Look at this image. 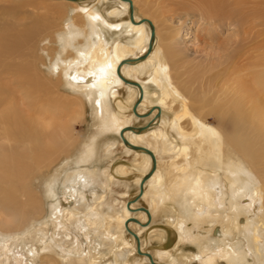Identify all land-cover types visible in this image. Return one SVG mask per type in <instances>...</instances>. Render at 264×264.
Returning a JSON list of instances; mask_svg holds the SVG:
<instances>
[{"label":"bare ground","instance_id":"1","mask_svg":"<svg viewBox=\"0 0 264 264\" xmlns=\"http://www.w3.org/2000/svg\"><path fill=\"white\" fill-rule=\"evenodd\" d=\"M61 1L73 12L55 6L56 17L35 15L41 23L34 21L24 30L0 32V141L7 142L0 144L7 146L0 151V212L8 214L7 221L15 223L12 228L19 230L13 232L16 235L23 232L24 224L28 228L21 237L0 241L1 250L7 249L0 253V259L10 261L9 252L19 250L25 237L41 242L33 236L41 221L38 212L42 205L32 184L33 178L47 173L51 222L60 230L42 241L58 245L72 241L74 236L68 231L71 226L82 242L76 237L73 245L62 248L65 251L60 259L50 258L45 264H102L103 260V264H152L138 254L137 242L128 229L139 237L141 251L151 254L156 264H264V145H255L262 136L259 134L264 133V58L249 70L237 71L229 79L226 91L209 102L208 114L221 119L219 125H212L200 114L208 103L195 102L197 113L175 82L173 67L181 62L180 21L169 24V41L163 47L157 18H150L147 13L141 18L136 0H130L134 22L130 3L125 0ZM183 1L184 5L175 4L178 11H202L208 20L230 24L237 21L241 27L250 22L264 25V0ZM47 2L29 0L16 5L37 9L41 6L49 11ZM253 4L259 16L251 11ZM143 20L152 22L155 41L147 58L138 61L148 53L151 39L150 26ZM39 43L49 60L47 75L40 67L47 65L45 57L36 55ZM128 60L132 62L122 65ZM120 67L123 77L142 88L143 99L137 106L140 117L134 107L141 91L121 79ZM61 89L76 94L77 104L69 103L73 96L65 93L64 100L57 97ZM18 94L30 102L27 112L19 109L21 102L14 104ZM84 101L92 106L98 135L84 141L72 159L66 141L69 128L63 119L69 108H79L81 112ZM57 112L61 113L55 117ZM13 119H21L22 124H14ZM226 119H230L228 126ZM138 120L148 121L145 125L151 126L140 133L127 131L124 137L131 145L150 150L157 166L144 183L142 197L135 202L153 165L150 155L126 146L121 137L125 129L138 128L133 125ZM52 128L59 131L53 134ZM252 134L258 135L252 138ZM98 138H104L101 152L97 149ZM14 143L21 150H14ZM118 151L130 163L124 158L115 160ZM102 156L109 159L108 165L88 168ZM164 162L168 163L166 170L162 167ZM108 191L109 208L105 211ZM141 201L149 215L139 210ZM159 215L166 219V224L160 225L176 236L178 244L193 245L192 252L176 257L172 254L175 247L152 245L166 235L164 229L153 228ZM6 227L0 223L1 232ZM90 231L96 234V246L86 248ZM24 245L22 250L28 251L33 261L39 248L35 244ZM103 246L108 250L103 252Z\"/></svg>","mask_w":264,"mask_h":264},{"label":"rangeland","instance_id":"2","mask_svg":"<svg viewBox=\"0 0 264 264\" xmlns=\"http://www.w3.org/2000/svg\"><path fill=\"white\" fill-rule=\"evenodd\" d=\"M20 1L21 2L25 1L27 3L29 2V0H8V1L0 0V32L1 30L5 31L8 29L12 30V32H16V30L18 31L22 29L24 30L27 26H30L31 24H33L34 21L38 22L40 20V19H36L35 15H39L44 18H46V16H53V15L54 17H56L58 16V13L56 12L55 6H60V7L64 6L66 8V11L68 10L67 12H70V13L73 12V9L69 7L68 5H62L61 0H47L48 1L47 4L51 6V8L48 7L49 11L42 9L41 6L38 9L36 7H30V6H25V7L20 8L19 5H16L20 3ZM136 1H137L136 11H137V14L141 18L147 17L145 16V13H147L150 18H153V17L157 18L161 31H162L161 32V40H162L161 46L163 47L167 46L168 41H169V37H168L169 32L167 31L169 29V24L177 25L180 21L181 38L178 40L179 41L178 50L180 52L181 62L178 64H175L177 67L175 65L173 67L174 69L173 75L175 78V82L181 88V90L185 93V95L191 102V105L193 106V108L196 109L197 113L199 112V110L197 109L195 102L201 103V102L206 101L208 104H206L204 107L200 109L201 111L200 114L210 124L219 125L221 123V119L217 115L208 114V108L210 107L209 102L212 101L214 98H216L217 94L226 91L229 79L232 78L231 76L235 75L237 71H241V70L243 71L244 69L249 70V67L252 64H254L255 62H259L264 58V51H263L264 50L263 48L264 46V25L262 26L258 25L259 23L258 24L255 23L252 25L250 24L251 23L250 22L249 23L250 25L247 24L241 27L237 21H236L237 23L234 22L235 24H230L228 23L229 21L223 22L219 19L208 20L206 19V16L204 15L202 11H198V10L197 11L193 10V12L192 10L187 11V12L178 11L177 6L175 4L179 3L177 5H180V4L184 5L186 2H184L183 0H167V1L166 0L164 1L163 0H136ZM171 2H174V3H171ZM256 2L257 1H255V3ZM254 4L251 6V11L254 10V6H255ZM15 6H18V8L17 9L14 8ZM9 8L12 10H10ZM13 8L16 10H14ZM159 9H160L159 12L162 11V14L164 13L163 15H160L158 13ZM50 10H53V12ZM1 11H4L3 14ZM156 13H158V15ZM253 13L259 16V14L255 10L253 11ZM163 18L166 20H163ZM48 21H49V18H48ZM41 22L42 21H39V23ZM43 22H46V21L44 20ZM14 24L17 25V27H15ZM163 42L165 44H163ZM39 45L41 46H39V48H36L35 50H38V53L36 55L38 56V58H41L40 57L41 55L46 56V54L44 52H41L43 48V44L39 43ZM242 53H244V55ZM239 54L240 56H242L240 57L241 59H239ZM230 55L236 56L237 60L236 58L233 59L232 58L233 56H232L231 57L232 62H231V59L229 60ZM45 59L47 63V65L45 66L46 68L44 67V65L40 67L42 68V72H45V74L47 75L49 73L48 72L49 71L48 70L49 60L46 57ZM234 60H236L235 63H233ZM64 93L66 96L68 95L73 96V97H70L69 99L70 101H68L69 103L77 104L78 102L77 97H76V94L74 93H69L61 89L60 94L56 96L64 100V97H62L64 96ZM23 94H25L24 91H23ZM124 94L126 95V93ZM18 98H17V101L16 100L14 101V104H19L21 102L22 107L19 109L22 112H25V111L27 112L29 110L28 105L30 104V102L29 103L25 102L24 101L26 100L25 96L23 97V96H20L19 94H18ZM21 100H23L25 104ZM38 106L39 104L37 103L36 107ZM63 108L66 109V107H63ZM71 109L72 108L68 109L67 111L68 114L67 113L65 114L64 116L65 119H63V121H65L66 125H68V128H69L68 129L69 131H67V134L69 133L67 137H69L70 141H73V142L75 141V143L72 142L73 143L72 144L70 143L69 140H66L69 144L67 146L69 147L68 155H71L72 159H74L77 153L79 152V150H81L84 141H87L89 138L93 137L94 135H98V128L96 126V120H95L94 113H93L94 111L92 109V106L88 102L84 101L83 109L81 110V112L79 108H77L75 111H71ZM59 113L61 112H57L55 114V117H58ZM80 113H81V116H79ZM15 118H18V117L16 116ZM20 120L13 119L14 122L16 121L14 124L18 123L20 125L21 123ZM229 120L230 119L228 120L226 119V122H225L226 126H228ZM147 122L148 121L138 120L135 123H133V125L135 127H143V126H146L145 124H147ZM33 128L34 130H36L35 126H33ZM28 130L30 131L31 128ZM58 131H59L58 128L56 129L52 128L50 132L55 134ZM12 134H15V132ZM70 135H71V138H70ZM255 135H258V134H252L251 137L256 138ZM259 135L260 136L262 135V136L261 138H258L259 136L257 137L258 139H256L257 141L255 140L256 141L255 145H264V133L259 134ZM112 137L117 138L116 136L114 137L113 135H108V138H112ZM103 140L104 138H98V141H97V145H98L97 149L100 152L103 151L101 149ZM179 142L180 141L178 140V143ZM1 143H7V142L4 140H1L0 144ZM14 144H15L13 145V147H15L14 150H17V149L21 150V147L19 148V145H17L16 143ZM5 147L7 148V146L5 145L3 146L0 145V151H2L3 148ZM263 151H264V147H263L262 152ZM123 158L126 159V163L127 162L130 163V160L129 161L127 160L128 158L125 157L122 151H118L114 157V159L117 161H120V159H123ZM99 161L101 163H99ZM108 161L109 159L105 158L104 156L99 157L98 161L97 162L95 161V163L88 166V168H94L95 166L104 167L108 165ZM167 165L168 163L164 162L162 166L163 170L167 169ZM56 168L57 167H55L54 169L51 168L50 175H52L55 172ZM48 177L49 175L47 173L41 176L38 175L37 177L33 178L34 182L32 184V189L34 192L37 193L36 195L39 197L41 201V205H42L40 207V212H38V216L40 217L41 221L37 223L38 229L33 231V236L39 237L41 242H36V243L33 242V239L30 236V237H25L21 243V246L23 248H25L24 244H26L27 246H32L33 244H35V246L39 248V251H40L39 255L32 261V257L28 256V251L22 250V247L19 248V250L15 248L9 252L10 261L8 260L3 261V259H0V264H31V262L32 264H45V262L49 261L50 258H53L56 260L60 259V256L65 251L62 248L63 247L68 248L67 246L73 245L75 243L76 237L79 239L80 243L82 242V238L78 235V232H76L75 228L71 226L68 227V231L72 232L74 236L72 241L69 240L66 242H61V244L59 245L50 243V242L44 243L42 241L43 238H46V240H49V236L51 233H53L52 236H54V231L60 230L54 227V225L51 222L52 210L50 208V199H48L47 197L48 194L46 190ZM95 183L97 184L96 181ZM98 188L101 189L100 187ZM109 199H110V193L108 191V197L106 198V201L103 204L105 211H107V209L109 208L108 207ZM76 205L79 206L78 203H75V206ZM140 206L145 207L146 204L143 201H141ZM1 214L0 216H2V218H0V220L2 219L4 222L2 221L0 223H3L4 225L8 226L2 230L3 233L0 231V241L2 240L3 243L6 241L7 238H12L13 236L21 237L23 236L24 231L25 232L28 231L27 223H26L24 224V227H22L23 232L19 235H16L15 233L19 232V230L13 229L15 228L14 227L15 223L11 221L10 222L7 221L10 218L8 217L9 216L8 214H3V213ZM159 217L157 221L155 222L156 225H154L153 228H157L160 230L164 229L166 235L161 240V242L159 240H154L152 242L153 243L152 245L155 247L158 245H161V246L166 245L168 249H173L175 247L174 250L172 251V254L176 257H181L182 254H185V253L187 254L189 252H192L194 250V246L187 242L178 244L176 236L173 234H169L166 230V227L164 225H160V224H166V221H165L166 219L163 217V215H159ZM43 222H46L47 224V226H44L47 232L42 231ZM82 222L83 224H85L84 219ZM60 227H62L61 223H60ZM7 228L13 231L6 232L8 231ZM90 232H91V235H90V239L88 240L89 242L87 243V245L86 244L84 245V247L86 248H88V246L90 245L96 246V240H93L97 238L96 234L94 233V231H90ZM143 236L146 237L147 232H145ZM49 244H51L53 247H51ZM105 249H107V247L103 246L102 251L105 252L108 250V249L107 250ZM6 250L7 249L1 250L0 248V253L2 251L5 252ZM106 259H108V257ZM104 262L105 261L103 260L101 263L103 264ZM68 264H77V262L68 263Z\"/></svg>","mask_w":264,"mask_h":264},{"label":"water","instance_id":"3","mask_svg":"<svg viewBox=\"0 0 264 264\" xmlns=\"http://www.w3.org/2000/svg\"><path fill=\"white\" fill-rule=\"evenodd\" d=\"M73 1H76V0H73ZM125 1H128V2L130 3V10H129L130 18H131V20L134 22V18H133V5H132V2H131L130 0H125ZM143 21H146V22L149 24V26H150V29H151V39H150V45H149L148 53H147L146 55L142 56L140 59H138V61H143V60H145V59L147 58V56L150 54V52H151L152 49H153V43H154V41H155V28H154L152 22H150V21H148V20H143ZM131 62H132V60H128V61L123 62L122 65L127 64V63H131ZM118 74H119V76L121 77V79H122L126 84L132 85V86L137 87V88L140 89V91H141V95L139 96V99H138L137 102L135 103V107H134V112H135V114L137 115V117H140V116L138 115V113H137V106L139 105V103H140L141 100L143 99L142 88H141L140 84H138V83H136V82H134V81H130V80L126 79L125 77H123L122 74H121V67H120L119 70H118ZM148 116H149V114H147V115H145V116H143V117L145 118V117H148ZM150 126H151V124H148V125H146V126H144V127H138V128H136V129H134L133 127H129V128L125 129V131H123V132L121 133V137L123 138V142H124V144H125L126 146L130 147L131 149H133V150H135V151H142V152L147 153L148 155L151 156L152 161H153L152 169H151V171H150V172L144 177L143 182L141 183V189H140L139 196L136 198L135 202H137V201L142 197V195H143V191H144V183H145L147 180H149V179L151 178L153 172H154L155 169H156V166H157V165H156V158H155L154 154H153L150 150H148V149H146V148H144V147H137V146L131 145V144L129 143V141H128L127 139H125V137H124V133L127 132V131H135V130H136L138 133H140V132H143L145 129L149 128ZM128 207H130V204L128 205ZM139 210H141V211H143V212H145V213H147V214L149 215L148 210L145 209L144 207H142V208L139 209ZM149 219H150V216H149ZM134 220H135V219H134ZM135 222H136V223H139L138 220H136ZM149 223H150V221H149ZM149 223H147L146 225H143V226H148ZM126 227H127V229H128V223H126ZM128 231H129V233H130L131 235L134 236V238H135V240H136V242H137V251H138V254H139V255H144L145 257H147V258L151 261L152 264H156V262L154 261V259H153V257H152L151 254H149V253H143V252L141 251V248H140V239H139V237H138L133 231H131L130 229H128Z\"/></svg>","mask_w":264,"mask_h":264}]
</instances>
